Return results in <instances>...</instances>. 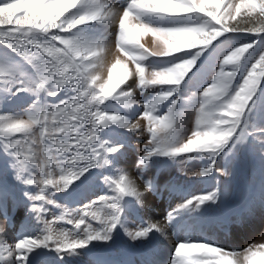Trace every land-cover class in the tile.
<instances>
[{"label": "snow or ice", "instance_id": "snow-or-ice-1", "mask_svg": "<svg viewBox=\"0 0 264 264\" xmlns=\"http://www.w3.org/2000/svg\"><path fill=\"white\" fill-rule=\"evenodd\" d=\"M148 35L150 46L141 42ZM232 36L251 40L220 59ZM110 45L118 54L105 76ZM206 70L215 75L200 91ZM21 94L30 104L10 107ZM262 100L264 0H0V264H36L48 253L65 264L121 234L145 245L203 214L221 198L218 182L188 194L163 223L134 217L158 190L144 169L162 160L191 178L228 176L219 161L249 148L264 164ZM145 133L133 177L117 162L128 137ZM191 161L202 167L187 171ZM95 181L105 193L72 207ZM10 201L30 220L12 242ZM169 264H264V241L229 249L182 239Z\"/></svg>", "mask_w": 264, "mask_h": 264}, {"label": "rangeland", "instance_id": "rangeland-1", "mask_svg": "<svg viewBox=\"0 0 264 264\" xmlns=\"http://www.w3.org/2000/svg\"><path fill=\"white\" fill-rule=\"evenodd\" d=\"M112 1L114 0H111V2ZM118 1L121 2V4L120 2L118 3L119 7L125 2V0ZM148 36V40L145 39L147 36L141 39V42L145 43L146 46L151 45L152 37L150 35ZM250 40V37L232 36L221 47L219 58L222 59L223 54H226L232 47L238 46L239 41L250 42ZM112 62H114V59L106 63L105 76L107 68L110 67ZM214 75L215 71L206 70L205 80L199 87L200 91H202L203 87L207 86L208 83H211V78ZM196 90L197 88L193 87L189 91ZM140 102H143V97L140 98ZM29 104L30 98L26 94H21L20 98L10 105V107L24 108ZM260 107L261 110H264V100L260 102ZM194 121V114L191 111L187 112L184 118V127L191 130ZM148 138L147 133L143 135L131 134L128 137L129 147L124 151L123 155L119 157L117 167L125 169L128 173L131 172L135 177H138L141 170L137 168V162L139 156L143 154L142 150ZM219 163L222 166L227 163L230 175H211L203 179L191 178L179 171L177 165L162 160H153L151 165L147 169H144L145 178L155 177L157 182L158 190L148 194V196L154 199L155 208L160 212L165 210L166 214L182 203L188 194H199L204 191H210L218 182V186L221 190V198L217 204L209 206L201 215L186 217L182 223L183 225L177 229L179 230L178 232H176V228L173 229L168 227V234H170V236L172 234L174 237V235L178 233L174 239L176 243L182 239L202 238L204 240L215 241L218 245L229 249H241L254 241H264V236L261 235L264 233V207L261 206V197L262 194H264V164H262L258 153L254 148H249L240 151L235 156L228 159L227 162L221 159ZM201 167L202 163L199 161H191L184 165L187 171H198ZM105 174L107 175L108 173ZM105 191L106 187L99 181H95L81 189V196L79 197L78 203H73L71 206L77 207L82 203H87L90 199L104 194ZM9 208L14 217V223L8 229L9 241L12 242L14 237L19 234L25 225L30 223V220L26 216L22 204L17 205L10 201ZM54 211L58 214L59 210ZM139 211L134 212L133 216L143 217L147 220ZM0 219H2V217H0ZM49 219H51V216H49ZM32 223L34 224V222ZM210 223L215 225L217 230L227 234L228 237L231 236L232 238L233 236V241H235L236 244H234L232 239L230 243H227L225 241L205 238V229ZM173 248L174 246L164 245L162 236L159 235L154 236L153 239L145 245L133 247L127 242L126 237L121 234L114 243L107 246L97 244L88 251L82 252L79 256L66 260L65 264H101V262L106 261L115 262L117 259L126 261V256L129 252L133 255L136 254L140 256L141 260L146 264H153V262L154 264H159L156 257L157 253H161L162 251L167 255L165 262L162 264H169ZM50 260H53L55 264H59L58 258L54 253H48L37 258L36 264H49Z\"/></svg>", "mask_w": 264, "mask_h": 264}, {"label": "bare ground", "instance_id": "bare-ground-1", "mask_svg": "<svg viewBox=\"0 0 264 264\" xmlns=\"http://www.w3.org/2000/svg\"><path fill=\"white\" fill-rule=\"evenodd\" d=\"M120 1H118V0H114V1H112L111 3L112 4H114V5H116V6H118L119 7V3ZM120 4H121V2H120ZM149 36H147V38H145L146 40H148L149 38H148ZM118 53H117V51H116V49L114 48V46L113 45H110V47H109V49H108V51H107V53H106V61L107 62H110V61H112L113 59H115V56L117 55ZM129 67L131 68V67H134L133 65H129ZM105 69H106V66H105ZM104 69V73H105V70ZM142 142V141H141ZM139 144V143H138ZM142 145V144H141ZM144 173H145V171H144ZM129 174L131 175V176H133V177H135L131 172H129ZM177 189V188H176ZM140 211V213H141V215H143L147 220H152V221H159V222H161V223H163L164 222V218H165V216H166V213H165V210L164 211H162V212H160L158 209H156L155 208V206H154V199L152 198V197H150V196H146V198H145V201H144V206H143V208H141V209H139ZM206 219H207V217H206ZM185 220V219H184ZM184 220L176 227V232H178L179 230H177V229H179L183 224V222H184ZM207 221V220H206ZM171 228V227H170ZM165 231H166V235H164V236H162V239H163V244L164 245H168V246H174L175 244H176V241L174 240L175 239V236H177V234L178 233H176L175 235H174V237L172 236V234H171V236H170V234H168L169 233V229H168V227L165 229ZM174 233V232H173ZM204 237L205 238H210V239H215V240H218V241H225V242H227V243H230V240L232 239V241H233V236H232V238H231V236L230 237H228V235L227 234H225V233H223V232H221V231H219V230H217L216 229V227H215V225H213L212 223H210V225L205 229V233H204ZM178 240V239H177ZM234 242V244H236V242L235 241H233ZM229 245V244H228ZM157 252V251H156ZM131 258V260H134L135 261V259H136V262H135V264H137V263H139V264H146V263H144L143 261H141V260H138V259H141V258H138L139 256H136V258H134L133 256L131 257V255L130 254H128V258ZM166 257H167V255L166 254H164V252L162 251L161 253H157V257H156V259H157V261H159V264H162L163 262H165V260H166ZM145 258V257H144ZM96 259V258H95ZM100 259V258H99ZM101 260V259H100ZM105 261V260H104ZM117 261H120L119 259H117ZM107 262V261H106ZM49 264H55L54 263V261L53 260H50L49 261ZM157 264V263H156Z\"/></svg>", "mask_w": 264, "mask_h": 264}, {"label": "trees", "instance_id": "trees-1", "mask_svg": "<svg viewBox=\"0 0 264 264\" xmlns=\"http://www.w3.org/2000/svg\"><path fill=\"white\" fill-rule=\"evenodd\" d=\"M235 23V22H234ZM241 23H242V21H241Z\"/></svg>", "mask_w": 264, "mask_h": 264}]
</instances>
